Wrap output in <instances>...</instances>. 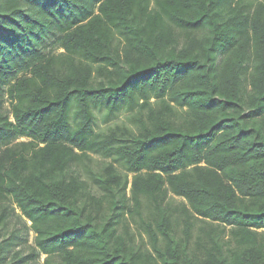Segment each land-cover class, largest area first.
Here are the masks:
<instances>
[{
	"label": "trees",
	"instance_id": "obj_1",
	"mask_svg": "<svg viewBox=\"0 0 264 264\" xmlns=\"http://www.w3.org/2000/svg\"><path fill=\"white\" fill-rule=\"evenodd\" d=\"M0 264H264V0H0Z\"/></svg>",
	"mask_w": 264,
	"mask_h": 264
},
{
	"label": "rangeland",
	"instance_id": "obj_2",
	"mask_svg": "<svg viewBox=\"0 0 264 264\" xmlns=\"http://www.w3.org/2000/svg\"><path fill=\"white\" fill-rule=\"evenodd\" d=\"M30 240H32V235H31V237H30Z\"/></svg>",
	"mask_w": 264,
	"mask_h": 264
}]
</instances>
